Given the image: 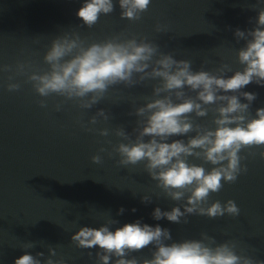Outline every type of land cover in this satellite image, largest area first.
<instances>
[{
  "label": "water",
  "instance_id": "95a60500",
  "mask_svg": "<svg viewBox=\"0 0 264 264\" xmlns=\"http://www.w3.org/2000/svg\"><path fill=\"white\" fill-rule=\"evenodd\" d=\"M82 3L83 0H0V65L31 59L45 67L42 58L51 39L62 29L82 24L76 15ZM114 4L113 13L101 15L93 28H81L82 33L96 40L120 32L147 37L160 46V51L191 61L194 71L202 65L204 70L212 71L221 62L230 64L233 71L241 69L236 50L244 41L236 42L234 30L252 28L259 9L264 8V0H151L139 21H129L120 18L118 0ZM158 24L166 31L157 33ZM36 39L39 43H33ZM10 74L0 72V264H14L25 251L33 256L43 252L44 256L39 257L43 264L49 257V246L57 253L53 260L96 264L98 247L79 248L71 236L82 226L98 228L109 218L119 221L111 230L136 220L151 226L159 224L171 230L174 241L200 239L201 233H207L217 243L236 241L238 254L243 251L264 260V159L257 155L242 161L248 167L247 173L235 183H224L218 193L209 197V204L216 200L221 204L229 199L235 201L239 216L190 215L187 224L154 220L151 214L156 207L166 211L182 202L163 194L157 197L159 189L143 164L124 168L117 164V155L110 158L107 153H99L101 164L92 163L91 157L100 147L111 151L119 138L85 131L77 118L82 116L87 122L104 108L112 118L88 127L111 130L124 126L131 132L138 118L128 113L134 111L133 105L145 103L144 97L151 96L155 82L132 88L118 85L109 89L106 98L92 109L81 110L68 101L57 112L54 105L63 98L48 97V107L41 108L37 101L43 98L30 84L23 83L25 77H16L22 84L19 91L7 90ZM243 91L258 94L252 104L253 114L256 108L264 107V87L252 83ZM198 119L210 122L211 114ZM106 140H111L112 145ZM189 161L203 164L206 169L212 167L191 157ZM143 195L152 196V203H142ZM121 207L125 212L117 215ZM29 242L35 247L25 249ZM152 250L149 246L128 258L150 259Z\"/></svg>",
  "mask_w": 264,
  "mask_h": 264
},
{
  "label": "clouds",
  "instance_id": "9594fccd",
  "mask_svg": "<svg viewBox=\"0 0 264 264\" xmlns=\"http://www.w3.org/2000/svg\"><path fill=\"white\" fill-rule=\"evenodd\" d=\"M150 3L151 0H118L120 18L139 21ZM114 11V0H83L76 13L82 24L62 29L51 39L42 58L45 67L31 59L0 65V72L11 73L7 77V90L19 91L22 84L16 77L23 76L26 78L23 83L30 84L43 98L37 101L41 108L48 107V97L63 98L54 105L59 112L68 101L88 110L104 100L115 86L132 88L154 81L151 96L144 97L142 105H133L134 111L128 113L138 118L131 132L124 126L111 130L88 127L112 118L104 108L98 109L87 122L82 116L77 118L85 131L119 138L111 151L100 147L91 157L92 163L101 164L99 153H107L110 158L117 155V164L124 168L143 164L159 189L157 197L163 194L182 202L166 211L156 207L151 214L154 220L187 224L190 215L239 216L240 208L235 201L229 199L221 204L216 200L209 204V197L218 193L224 183H235L247 173L248 167L242 161L257 155L264 159V107L256 108L253 114L252 104L258 94L243 91L252 83L264 87V8L259 9L252 28L234 30L236 42L244 41L236 50L242 68L235 71L224 62L212 71L204 70L203 65L194 71L191 61L175 59L160 51L158 44L137 34L120 32L96 40L80 30L85 26L93 28L101 15ZM155 30L161 33L166 28L158 24ZM33 43H39V39ZM209 114L210 122L198 119ZM105 143L112 145L111 140ZM242 152L246 155H241ZM190 157L212 167L206 169L203 164L191 163ZM141 202L152 203V196H141ZM124 212L121 207L117 215ZM117 224L119 221L109 218L98 228L82 226L71 240L79 248L98 247L96 264H264V260L243 251L238 254L236 241L217 243L207 233H201L200 239L174 241L171 230L159 224L151 226L136 220L111 230ZM149 246L153 249L150 259L128 258ZM33 247L32 242L24 245L25 249ZM48 251L49 257L43 264H65L63 258L52 259L57 255L55 248L49 246ZM43 256V252L33 256L25 251L14 264H42L39 257Z\"/></svg>",
  "mask_w": 264,
  "mask_h": 264
}]
</instances>
